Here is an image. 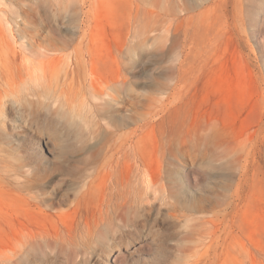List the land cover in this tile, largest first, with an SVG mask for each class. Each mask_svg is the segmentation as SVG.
I'll return each instance as SVG.
<instances>
[{"label": "rangeland", "instance_id": "obj_1", "mask_svg": "<svg viewBox=\"0 0 264 264\" xmlns=\"http://www.w3.org/2000/svg\"><path fill=\"white\" fill-rule=\"evenodd\" d=\"M80 263L264 264V0H0V264Z\"/></svg>", "mask_w": 264, "mask_h": 264}, {"label": "bare ground", "instance_id": "obj_2", "mask_svg": "<svg viewBox=\"0 0 264 264\" xmlns=\"http://www.w3.org/2000/svg\"><path fill=\"white\" fill-rule=\"evenodd\" d=\"M253 1H254V0H253ZM71 2H72V1H71ZM137 5H138V4H137ZM252 5H254V4H252ZM68 7H69V6H68ZM55 8H56V7H55ZM137 8H138V7H137ZM54 10H55V9H54ZM189 13H190V12H189ZM55 14H56V13H55ZM156 14H157V13H156ZM147 17H148V16H147ZM72 19H73V18H72ZM74 20H76V19H74ZM166 20H167V19H166ZM169 22H170V21H169ZM172 23H173V22H172ZM171 25H172V24H171ZM153 26H154V25H153ZM135 28H136V27H135ZM153 32H154V31H153ZM166 32H167V30H166ZM78 35H79V34H78ZM82 40H83V38H82ZM177 40H178V39H177ZM88 52H89V51H88ZM82 57L84 58V56H82ZM89 64H90V63H89ZM92 67H93V66H92ZM93 68H94V67H93ZM121 71H122V70H121ZM93 73H94V72H93ZM93 76H94V75H93ZM91 77H92V76H91ZM93 80H94V79H93ZM124 80H125V79H124ZM92 84H93V83H92ZM122 85H123V84H122ZM114 87H115V86H114ZM114 134H115V133H114ZM213 135H214V134H213ZM214 136H215V135H214ZM102 141H103V140H102ZM245 141H246V140H245ZM245 141H244V142H245ZM241 142H242V141H241ZM240 146H241V145H240ZM245 147H246V146H245ZM241 149H242V148H241ZM231 150H232V149H231ZM244 150H245V149H244ZM231 152H232V151H231ZM248 152H249V151H248ZM242 153H243V152H242ZM227 154H228V153H227ZM227 154H226V155H227ZM228 155H229V154H228ZM230 155H231V154H230ZM258 155H259V154H258ZM262 156H263V155H262ZM91 160H92V159H91ZM230 162H231V161H230ZM232 163H233V162H232ZM236 163H237V162H236ZM114 165H115V164H114ZM110 167H111V166H110ZM229 167H230V166H229ZM231 168H232V167H231ZM248 175H249V174H248ZM150 181H151V180H150ZM21 194H22V193H21ZM29 194H30V193H29ZM34 199H35V198H34ZM35 200H36V199H35ZM37 200H38V199H37ZM37 200H36V201H37ZM22 221H23V220H22ZM23 222H24V221H23ZM65 224H67V223H65ZM65 226H66V225H65ZM72 226H73V225H72ZM96 226H97V225H96ZM25 227H26V226H25ZM69 227H70V226H69ZM27 228H28V227H27ZM60 228H61V227H60ZM56 229H57V228H56ZM35 230H36V229H35ZM59 230H60V229H59ZM68 230H69V229H67V232H66V230H65L64 232H66V233L69 234V235H73L72 233H69V232H71L72 230L69 231V232H68ZM75 230H76V229H75ZM38 231H39V230H38ZM42 231H43V230H42ZM44 231H45V232H43V233H45L44 235L46 236V231H47V230H44ZM49 231H50V230H49ZM60 231H61V230H60ZM79 231H80V230H79ZM87 231H89V230L87 229ZM93 231H94V230H93ZM35 232H36V231H35ZM39 232H40V231H39ZM72 232H73V231H72ZM89 232H90V231H89ZM91 232H92V231H91ZM47 233H48V232H47ZM66 233H65V236H66ZM94 233H95V232H94ZM26 234H27V233H26ZM38 234H40V233H38ZM55 234H57V233L55 232ZM85 234H88V233H85ZM24 235H25V234H24ZM42 235H43V234H42V232H41V236H42ZM49 235H51V234H49ZM49 235H47L46 238H48ZM61 235H62V233H61ZM76 235H77V234H76ZM76 235H75L74 237H73V236H68V239H70L69 237H73V238L70 239L71 241H73L72 239L75 240ZM30 236H31V235H30ZM45 236H43V240L46 239ZM53 236H54V235H53ZM53 236H52L50 239H55V238H56V236H54V237H53ZM85 236H86V235H85ZM22 237H23V236H22ZM31 237H32V236H31ZM31 237H30V238H31ZM58 237L60 238V235H59V234H58L57 238H58ZM63 237H64V236H63ZM63 237H61V238H63ZM86 237H87V236H86ZM24 238H26V237L24 236ZM30 238L27 237V239H30ZM36 238H37V236H36ZM44 238H45V239H44ZM84 238H85V237H84ZM31 239H34V240H35V237H34V238L32 237ZM41 239H42V238H41ZM66 239H67V237L65 238V240H66ZM68 239H67V241H68ZM78 239H79V238H78ZM20 240H21V239H20ZM46 240H47V239H46ZM55 240H56V239H55ZM58 240H59V239H57V241H58ZM63 240H64V239H63ZM70 240H69V241H70ZM88 240H89V239H88ZM23 241H24V240H23ZM50 241H51V240H50ZM52 241H53V240H52ZM57 241H55V242H57ZM59 241H60V240H59ZM67 241H66V242H67ZM75 241H76V240H75ZM20 242H21V241H20ZM76 242H78V240H77ZM76 242H74V244H75ZM17 243H18V242H17ZM21 243H22V242H21ZM49 243H50V242H48V245H49ZM70 243H71V242H70ZM70 243H69V245H70ZM83 243H84V242H83ZM19 244H20V243H19ZM67 244H68V243H67ZM74 244H73V242L71 243V245H74ZM76 245H77V244H76ZM86 245H87V244H86ZM82 246H83V245H82ZM71 247H72V248L74 247V250H76L77 248H80L79 246H75V245H74V246H71ZM76 247H77V248H76ZM88 247H89V246H88ZM72 248H71V249H72ZM71 249H70V252H71ZM21 250H22V249H21ZM66 250L68 251V249H66ZM80 250H82V247L80 248ZM77 251H78V250H77ZM82 251H83V250H82ZM82 251H80V252L82 253ZM85 251H86V249H85ZM85 251H83V252H85ZM20 252H21V251H20ZM70 252L68 251V253H70ZM59 253H60V252H59ZM71 253H72V252H71ZM18 254H19V253H18ZM59 255H60V254H59ZM81 255H82V254H81ZM81 255H80V256H81ZM72 258H73V257H72ZM79 259H80V258H79ZM79 259H78V260H79ZM81 259H82V258H81ZM72 262H74V261L72 260ZM77 262H78V261H77ZM80 262H81V260H80ZM74 263H75V262H74ZM78 263H79V262H78ZM80 264H81V263H80Z\"/></svg>", "mask_w": 264, "mask_h": 264}]
</instances>
